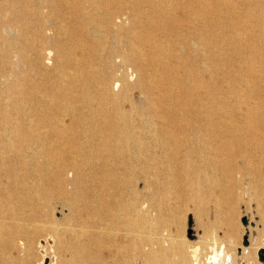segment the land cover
Instances as JSON below:
<instances>
[{"label":"bare ground","instance_id":"obj_1","mask_svg":"<svg viewBox=\"0 0 264 264\" xmlns=\"http://www.w3.org/2000/svg\"><path fill=\"white\" fill-rule=\"evenodd\" d=\"M213 10L220 12L217 17L225 12L228 17L217 18ZM14 59L23 66L27 60L40 74L29 94L8 85ZM241 73L250 80L242 81ZM263 78L264 0L3 5L0 171L8 180L0 183V211L9 202L21 210L31 205L25 217L50 216L57 229L56 212L42 206L63 198L74 209L64 220L78 217V203L94 221L131 219L132 214L139 237V197L136 205L120 198L123 187L111 177L118 163L124 173L138 169L151 190L152 206H162L171 195L180 203L212 200L216 207L248 195V208L254 203L264 216ZM222 80L232 84L224 94ZM59 140L77 144L78 155L88 159L72 163L59 156L54 161L53 150L42 143ZM27 141L39 142V152L48 159L43 167H27ZM3 187L11 193H3ZM54 189L63 192L56 198ZM112 191L117 200L107 199ZM149 199L141 209L149 211ZM113 208L125 213L115 214ZM18 231L15 225L7 233ZM147 245L154 249L152 242ZM211 249L201 264H225L231 258L222 241Z\"/></svg>","mask_w":264,"mask_h":264},{"label":"rangeland","instance_id":"obj_2","mask_svg":"<svg viewBox=\"0 0 264 264\" xmlns=\"http://www.w3.org/2000/svg\"><path fill=\"white\" fill-rule=\"evenodd\" d=\"M207 1L212 4L215 0ZM12 3L22 5L26 0H0V7ZM241 7H244L245 11V5ZM212 12L216 17L220 14L217 10ZM219 17L227 18L228 13L225 12ZM219 31L223 29L220 28ZM227 51L230 52L229 49ZM54 56L55 53L52 52L51 61ZM25 63L23 66L16 60L10 64L14 74L10 77L8 85L12 86L13 92L19 90L29 94L33 91L32 86L40 82L37 70L32 68L31 70L27 60ZM225 72L227 75L232 74L228 73V70ZM240 75L242 81L250 80L246 73ZM233 78L235 79L234 76ZM5 85L0 83V89L5 88ZM231 85L225 80L221 81L223 94ZM242 91L240 93H246ZM38 143L33 141L24 143L27 149L24 150L28 161L27 167L38 169L48 160L46 155L39 152ZM42 144L45 148L51 147L53 150L51 153L56 156L54 161H57L59 156L65 160L69 159L68 161L72 163L88 159L83 154L78 155L75 150L77 144L71 145L69 141H47ZM88 144L86 142L85 145ZM66 151L68 154H64ZM87 165L82 164L85 167H88ZM54 167L55 165L52 166ZM68 167H71V163ZM121 167L115 163L116 173L111 177L120 181L123 187L122 197L114 195V192L117 193L114 190L113 195H107V199L117 200L120 197L127 205L130 202L136 205L139 197V237L135 235L132 214L131 219L94 221L92 216L83 213L85 206L78 203L76 206L78 217L69 221L64 220V216L69 215L74 209L65 203V199L57 198L63 191L54 189L53 197L57 199L54 198L51 206L44 205L42 208L51 213L52 210L56 212L55 219L60 222L57 229L53 227L50 216H42L37 220L25 217V214L32 212L31 205L23 207L24 216L18 218L16 215L12 216L13 212L22 210L14 203H4L0 211V226H3V229L0 228V264H199L211 253L212 245L221 241L231 255L229 260H225V264H264V216L257 212L254 203L250 209L248 208L246 202L249 200L248 195L242 198L239 196L240 201H227L217 207L212 200L201 199L180 203L171 195L162 206H152L148 195L151 190L145 188L143 181L139 179L138 169L135 172L124 173ZM0 175H2L0 183H5L8 175L3 171H0ZM234 191L240 193V190ZM2 192L11 193L10 188L5 187L2 188ZM87 192L88 190H85V193ZM145 198L149 199V211L141 209V203ZM37 201H35L37 205L42 203V200ZM216 210L220 212L219 217L215 215ZM110 211L122 216L125 213V210L119 208ZM225 211H228V215H225ZM15 225L19 233L11 236L7 231ZM35 229L39 231L35 232ZM144 242H152L154 249L151 250L148 245L143 246Z\"/></svg>","mask_w":264,"mask_h":264}]
</instances>
